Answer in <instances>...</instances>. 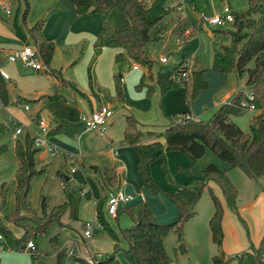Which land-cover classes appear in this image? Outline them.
I'll return each instance as SVG.
<instances>
[{
	"label": "trees",
	"instance_id": "1",
	"mask_svg": "<svg viewBox=\"0 0 264 264\" xmlns=\"http://www.w3.org/2000/svg\"><path fill=\"white\" fill-rule=\"evenodd\" d=\"M75 12L79 16L91 12L98 13L101 17L99 33L94 41V46L113 47L121 51L116 53L115 61H123L128 58L133 64L146 67L149 76L154 65L149 50L148 42H155L163 38L164 32L170 25V33L180 38H185L192 33V25L186 16L177 17L165 21V17L175 7H169L166 0H69ZM189 3V0H186ZM117 9L124 14V22L118 28L110 26L107 16L111 10ZM29 11V3L25 2L23 17ZM234 20L232 29L226 32L230 36V43L221 45V52H216L213 57L212 67L222 73L235 71L238 76L245 75V86L254 96L252 102L257 111L250 122L249 132L243 131L233 120L232 116L244 110L240 102L247 98L243 90L233 92L228 99L220 104L208 119L184 118L188 113L183 112L180 120L171 118L165 129L154 139L144 140V132L140 127L136 117L127 112L125 114V127L123 130V140L130 146L136 154V170L140 176L144 189L154 196H162L175 206V216L168 221H158L147 202L144 199H137L126 205H120L114 218L117 220L121 213H126L130 218V224L120 229V235L111 228L105 219L103 204L105 199H97L95 203V215L97 221L107 230L112 242L113 250L108 256L96 259L91 264H172V259L164 248V239L171 230L177 235L178 247L184 251L183 226L195 214V207L199 201L203 190L208 189L212 202L213 213L208 224L212 241L215 244L218 255L213 256L215 263L235 261V264H261L264 260V235L257 246L251 245L248 250H244L236 255H226L222 249L223 229V205L219 197L208 186V181L213 180L221 189L229 207L237 213V189L230 180L227 171L231 168H239L246 176L259 182L264 177V0H247V7L243 11L233 12ZM42 20L32 26L29 31L35 43V50L38 52L42 63L50 64L54 53V43L45 39H40L37 32L41 29ZM216 29L213 32L219 33ZM191 30V31H190ZM183 59L176 66L167 69H159L155 76V81L160 93L175 88L177 83L171 79V75L180 71H187L188 80L183 84L188 102L198 96L199 92L206 88L207 82L204 78L205 69L197 60L188 61ZM253 61V66L249 63ZM184 64H187L185 67ZM46 68L43 67V71ZM41 71V70H38ZM61 79L59 71L53 72ZM115 92L120 99H124L121 87V77L114 75ZM73 88L78 89L73 85ZM49 99L60 98V95L48 96ZM25 101H19V103ZM41 119L40 114L33 118L34 123ZM62 124L51 128L48 135L60 132ZM7 126L0 123V133ZM153 134V131L146 132ZM164 139V143L160 141ZM0 150H3L1 148ZM169 150H179L189 158L186 167L178 168L186 174H192L194 164L204 156L207 150L212 151L216 157L225 162L226 168L221 169L216 163H207L202 170V177L199 181L190 180L179 185L176 190H162L158 188L151 177L150 165L160 158L162 165L167 171L165 163V152ZM37 148L33 147L32 136L29 133L23 139L16 140L14 144V154L18 161L15 173V207L12 215L7 220L13 222L15 226L22 230L20 237H15L14 233L2 227L3 235L10 248L18 249L23 243L29 240L30 235L43 232L53 218L59 217L65 211H69L70 217L74 220L78 216V202L74 192L67 190L66 200L51 208L49 215L42 222L35 226L25 224L29 219V214L33 212L28 202V194L33 176L43 173L46 165L38 166L36 154ZM101 175L102 187L113 189L120 184V178L114 167H106L102 172L93 167ZM67 189V188H66ZM264 190V186H262ZM5 186H1L3 196ZM87 198L91 195L89 191L85 193ZM4 197V196H3ZM41 211L47 212L46 197L40 201ZM28 216H27V215ZM35 224V223H34ZM2 235V236H3ZM127 246H120V237ZM251 250V252H250ZM65 251L58 250L55 264H64ZM123 257L124 259H121ZM82 264H90L78 258ZM124 260V262H123Z\"/></svg>",
	"mask_w": 264,
	"mask_h": 264
},
{
	"label": "rangeland",
	"instance_id": "2",
	"mask_svg": "<svg viewBox=\"0 0 264 264\" xmlns=\"http://www.w3.org/2000/svg\"><path fill=\"white\" fill-rule=\"evenodd\" d=\"M166 2L168 6L175 7V10H171L167 14L165 21H169L170 18L176 19L177 17L186 16L192 25V33H189V35L185 38H180L170 33V24L164 32L162 39L155 42H148L147 48L152 60L154 61L152 69L153 67H156L158 70L172 68L183 59L188 61H199L201 66L205 69L204 78L207 82V86L199 92L192 105H188V109L194 117H198L199 119L202 118L204 120L208 119L229 93H233L237 90H243L245 93H248V90L245 86V75L240 77L233 70L227 73H222L214 70L212 67L214 54L216 52H221V45L230 43V36L226 31L228 29H232V24L227 23L225 26L218 28L220 32L215 34L213 32V30L216 29L214 26L205 25L199 22L200 15L212 17L216 14H221L223 12V8L227 5L233 12L243 11L247 7V0H193L195 11L192 7H190V4L187 1L183 2L180 9L178 8L180 4L178 0H166ZM117 12L118 11L113 13L119 15ZM111 18L112 17H110V20ZM116 19L118 22V18ZM117 22H112V26H118L116 25ZM83 53L82 57L85 59V55H83ZM82 57L80 58V61L72 64L70 67H65L64 76L73 81L78 90L83 91L86 94H89L92 90H95L97 93H100V91L104 92L105 98L108 97V101L111 102V105L118 108L121 101L113 89L114 83H92L94 82V79L96 80L97 75L94 72L92 74V64L87 63V59L82 60ZM162 57H166L167 61L161 62L160 58ZM188 61L187 63L190 64ZM132 66L133 63L131 61L129 64L127 60H124L116 62L113 68V74L117 75L118 72H121L124 75V81L128 89L127 94L123 87L125 98L129 96L130 98L135 99L137 96L145 95L147 93L149 96L152 95L156 88V84L149 78L148 69L146 67L139 66V70L133 71L131 70ZM249 66H253V61L249 63ZM43 67L45 68L44 64ZM158 70L154 73H157ZM113 74L111 77L114 81ZM2 80L3 79L0 78V81ZM2 82L0 83V123H4L7 126V129L0 133V149L3 148V150H0V234L3 235L2 227L5 226L14 233L15 237L18 238L21 234L17 235L15 233L17 232L16 229L14 232L13 226H15V224L7 220V217L12 215L15 207L14 179L18 161L14 154V144L16 140L21 141L26 135V132H29L32 136L33 131L35 130L33 123L34 115L41 108L43 110L42 115L46 117L47 110H49L46 105L49 104V101L28 102L26 105L29 106L30 110L28 112H24L20 108L19 104H11V100L15 94L14 86L9 87L8 83ZM121 84L123 85V83ZM52 85V88L48 90V94H59L63 97L62 101H60L58 105L53 106V110L60 112L61 104H66L67 106L75 108H83V102L80 101L82 96L72 90L70 86H60L58 83H52ZM170 92L172 93L171 95L173 96V99H175V103L178 102V95L181 92L183 95L185 93L182 84H177V86L171 89ZM27 97L32 99V96ZM167 104L172 106V110H174V112H170L168 114L170 116L175 115L173 118L176 119V117L181 114V110H179L173 102ZM24 105L25 103L22 104V107ZM9 107H16L17 109L12 110L9 109ZM117 108H115V110ZM117 113V119L111 127V134L113 135L115 141H118L120 145L124 146L125 142L122 137V130L125 126V112L123 108H119ZM253 115V111L243 110L238 114H234L232 116V120L235 121L243 131L249 132L250 122ZM18 127L22 128V134L15 135V130ZM79 127L81 128V126ZM138 128L145 133L143 139H154L159 131L158 129L148 130L142 127ZM67 129L68 128L66 127L65 132ZM148 131H153L154 133L147 134L146 132ZM109 132L110 131L107 132V135H109ZM105 133L106 131L103 134ZM75 134L76 135H73L72 137L75 141L74 145L70 144L66 147L62 146L56 138H54L53 141L50 139L56 146L57 153L54 155L55 157L49 159L47 162H43L42 164L40 162H42L43 159H40L37 163L39 167L46 164V170L43 173L33 176L31 179V186L27 199L30 208L34 211L29 214V219L22 224L35 226L36 223L42 222L46 219V216L49 215L53 206L61 204L66 200L67 190L74 192L75 199L78 202V215L82 218L74 220L70 217L69 211H65L59 215V217L53 218V220L47 225L45 231L36 234L32 233L29 240L32 239L35 243V254L28 256L22 250L25 244L23 243L22 246L19 247V249L21 248L19 252H21V257L24 262L23 264H54L56 261L55 252L58 250H64L66 252L65 255L69 250H73L74 252V256L69 257L68 259L66 256L63 258L64 264H82L76 258H82L88 253L100 252L105 257L112 253L113 242L107 230L99 221H97V219L94 218L95 203L99 198L105 199L106 195L107 198H109L110 195L115 194L118 191V188L114 191L100 192L95 183L100 175L94 173L91 169V166H97L99 167L100 172L104 170L107 162L106 155L108 139L106 136H103V134L99 135L98 132H87L85 130L82 133ZM170 152L173 153V157L170 159V166H167L168 172H165L161 161L156 160L153 161L150 170L153 181L158 188L162 190H171L174 186L172 180H174V178H181L185 176L177 167L183 166L184 163H189L188 156L182 151L172 150ZM174 155H179L181 159L174 157ZM71 159H74L75 163L71 164ZM209 162H214L220 166H226L225 162L216 157L212 151L207 150L204 156L197 161V163L202 164L201 173L204 166ZM72 167L75 169L73 172L71 171ZM236 172L244 177L239 168H231L229 171L230 174ZM201 173L200 176L202 175ZM193 179L197 181L200 180V178L197 179L194 175ZM123 180H125V184L122 190L126 195L130 196L132 199H137L142 196V190L144 187L136 170L135 163L134 171L127 170V174L123 177ZM235 182L238 186H240L241 198H243L242 187L239 185L237 180ZM260 182V184L264 186V177L260 179ZM250 183L253 187H255V189H257V182L250 180ZM2 185L5 186L3 194L4 197L1 195ZM87 191H91V198H87L83 194V192ZM151 195L153 198H158L157 201L161 204L166 203L162 196L157 197L153 194ZM43 196L46 197L48 209L46 213L41 211L40 201ZM142 198L144 199V197ZM206 201L209 203L210 207L213 205L209 192L207 189H204L199 199V203L197 204V207H195V211H197V213L193 218V222H196L197 224L199 223L201 233H194L193 230L189 228V225L191 224H184V251H181L178 247L179 244L177 241V235L174 230H171L165 237L164 248L166 253L172 259V264H224L215 263L213 260V256L218 255L219 251L212 241L208 224L210 217L207 218V216H204V203ZM243 204L244 202L241 203V205ZM106 205L107 199L103 204L105 219L107 220L109 226L119 234L120 229L127 226L124 224V217L127 221H129L130 218L126 213H123V218L121 217L116 220L112 215L108 214ZM236 206L237 213L232 209L231 213L239 221L243 234L245 235L244 238L247 246L242 250L244 251L248 250L251 245L257 246L261 236L260 231H258L259 226L264 227V211L257 207L251 213H249L248 210H242L239 212L238 199ZM157 220L164 221L159 219ZM86 222H94V226L91 231V238L83 237V231L85 229L84 224ZM202 228L204 229V232H202ZM230 236L231 235H229V237ZM119 241L122 248L127 246L122 237H120ZM0 245L10 249L4 235L2 236ZM242 251H237L236 253H231L230 255H236ZM120 258L124 259L123 257ZM226 264H235V261L232 260L226 262ZM261 264H264V260L261 261Z\"/></svg>",
	"mask_w": 264,
	"mask_h": 264
},
{
	"label": "crops",
	"instance_id": "3",
	"mask_svg": "<svg viewBox=\"0 0 264 264\" xmlns=\"http://www.w3.org/2000/svg\"><path fill=\"white\" fill-rule=\"evenodd\" d=\"M25 2L29 3V11L27 12L26 16L23 17ZM4 3L8 5L7 11L4 9ZM189 4L190 7H192V9H194L195 11V5L193 4V0H189ZM116 11L118 10L117 9L111 10L109 13L110 15L108 14L107 16V20L110 26L114 29L121 26V24L124 22V14L118 11L117 13H119V15H116V13H113ZM110 17H112L111 20ZM115 17L118 18V22ZM40 20H42V26L41 29L37 32V36L40 39H45L47 41H52L54 43V53L50 61V64L45 66L46 68L45 71L43 70L38 71L26 67L19 61L16 62L8 61L7 60L8 52L15 50L24 45H29L33 48L35 47V43L33 38L31 37L29 29ZM101 21L102 20L100 15L95 12H91L83 16L77 15L73 4L69 0H0V78L3 79L2 80L3 82L0 81V83L1 82L8 83L9 87L14 86L15 94L13 99L11 100V104L14 105L19 104L20 108L24 112H28L30 108L28 110H25L24 107H22V103L21 102L19 103V101H25L24 103L27 104L28 102L31 101L45 102L46 100H48L49 104L46 105V107H48L50 111L47 110L46 117L42 115L43 110L41 108L35 113V115L40 114V117L46 120L51 128L58 126L60 123L62 124L60 132L51 135L50 139L53 141V139L56 138V140L60 142L62 146L65 147L70 144L74 145L75 141L72 139L73 135H76L75 133L78 134L84 131L81 122L78 121V117L81 113H89L92 110H95L103 105H106L113 110V115L109 121V125L107 128V130L110 131L109 132L110 136L107 135L108 132L107 130L106 133L103 134V136H106L108 139L107 155H106L107 162L105 168L114 167L116 169L121 181L120 184L114 187L113 189L107 190L103 188L100 173L97 170L93 169V167H96L97 169H99V167L91 166L93 172L100 175L97 181L95 182L97 185V189L100 192H106V191L108 192V191H114L117 188L118 190H122L125 184V180H123V177L127 174V170L134 171V163L136 166V154L134 153L132 148L127 144H125L124 146L120 145L118 141L114 140L113 135L111 134L112 133L111 127L113 126L115 120L117 119V115H118L117 111L119 110V108H123L125 114L127 112L132 113L136 117L140 127L148 130L158 129L159 130L158 133L163 131L166 125L169 123V120L173 118V116H175V115L170 116L168 114L170 112H174V110H172V106L168 105L167 103L173 102L178 107V109L181 110L180 113L187 112L189 115H191L192 118L194 119H199V118L194 117L191 114V111L188 109V105H192L194 100L190 104L187 100L185 93L183 95L181 92L178 95L177 103H175V99H173V96L171 95L172 94L170 92L171 90L167 91L164 94L160 93L159 87L155 81L156 73L154 72L158 70L156 67H153V69H151V75L149 76V78L153 80L156 84V88L153 94L149 96L147 93L145 95L137 96L135 99H132L129 96L125 98V94H124L123 100L119 98L121 104L118 108L116 106L111 105V102L108 101V97L105 98L104 92L102 91H100V93H97L95 90H92L91 92H89V94H86L83 91L75 90L73 88V85L75 86L74 82L71 81L70 79H67L64 76L65 67L68 68L77 61H80L83 51H84L83 55H85V59L82 57V60L87 59L86 60L87 63L92 64L91 65L92 74L94 72L97 75L96 80L94 79V82L92 83H114L111 76L114 72L113 68L116 63L115 55L121 50L113 47L96 48L94 46V41L100 30ZM112 22L115 23L117 22L116 25L118 26L116 27L112 26L111 24ZM125 60H127L130 64V60L128 58H126ZM133 66H135V64H133ZM133 66L131 70L133 71L139 70V65L137 66L136 69H134ZM56 71H59L61 78L65 80L64 83L61 82V79L59 77L53 74V72ZM6 73L8 74V76ZM114 75L115 74H113V77ZM118 75L121 77V83H123V85L121 84L122 90L124 87L125 92L128 94L127 85L124 81V75L121 72H118ZM52 83H58L60 86L68 85L72 90L80 94V96H82L80 101L83 102V108L82 109L75 108V107L67 106L66 104H61L60 112L53 110V106L58 105L60 101H62L63 97L60 95V98H56L52 100L49 99L48 96H51V94H48V90L52 88L53 86ZM113 89L115 90L114 85H113ZM231 94L232 92L229 93L228 96L224 100H222L223 102H221L220 104L224 103ZM27 96H32V99H29ZM185 101L187 102V104ZM115 108L117 109L115 110ZM9 109L14 110L17 108L9 107ZM259 112L260 111L257 110L253 111L254 115H256ZM262 113L264 116V110H262ZM125 114H124V119H125ZM79 126H81L82 130ZM66 127L68 129L65 132ZM34 128L35 129L37 128V123H34ZM123 130H122V137H123ZM20 134H22V132ZM144 140L149 141L150 139L146 138ZM160 141L164 143V139L160 138ZM170 151L172 150L165 152L166 167L170 166V159L171 157H173V153H171ZM53 157L55 156H50L46 150H42L41 152H37L36 154L37 161L43 159L42 162H40L42 164L43 162L45 163ZM174 157L181 159L179 155H174ZM155 160L161 161L160 158H157ZM152 163L150 165V170L152 167ZM187 165L188 164L184 163L183 166H178L177 168L186 167ZM218 166L221 169L226 168V166H220V165ZM201 169H202V164L196 162L192 168V174L188 175L182 171V173L185 176L181 178H174V180H172L174 186L171 188V190H176L179 185L185 184L188 181L193 180V175L196 176L197 179L201 178L200 176ZM230 170L231 169H229L227 173L230 180L237 189V199L239 203L238 211L241 212L242 210H248V212L251 213L257 207H259L260 210L264 211V190L262 189L263 185L260 184L261 183L260 180L258 182L254 179H251L248 176H246L243 172L242 174L244 177H242V175H240L237 172L230 174L229 173ZM236 180L237 182H239V185H241L242 187L243 198H241L240 186L236 184L235 182ZM250 180L257 182V189H255V187L251 185ZM208 186H210L212 191L219 197L223 205V210H224L222 217L223 251L225 252L226 255H230L231 253H236L237 251H242L243 249L246 248L247 243L245 241L244 238L245 235L243 234L239 221L231 213L232 212L231 208L228 207L229 205L227 204L225 198L223 197L221 189L218 186V184L213 180H209ZM142 192L143 194L140 198L143 199L142 197H144V200L148 203L156 219L167 221L175 216L176 213L175 206L171 202L163 198L166 203L161 204L159 201H157L158 198L157 199L155 197L153 198V196L150 193H148L146 190H144V188ZM89 193L91 195V191H89ZM137 199H132L130 202L135 201ZM242 202H244L243 205H241ZM198 203L199 201L197 202V204ZM213 209H214L213 205H211L210 207L209 203L206 201L204 203V216H207V218L211 217L213 213ZM196 213L197 211L195 212L194 216L186 222V224H191L189 225V228H191L194 233L200 234L201 228L199 226V223L197 224L196 222H193L194 220L193 218L195 217ZM122 215L123 213H121L118 216V219H120ZM81 218L82 217L79 216L77 220ZM125 219L126 218L124 217V224L128 226L130 224V220L127 221ZM13 228H14V232L15 229L17 230V232H15L17 235L22 233V230L19 227L13 226ZM258 231H260L261 234L259 239L260 241L262 236L264 235V227L259 226ZM202 232H204L203 228H202ZM229 235L231 236L229 237ZM1 240L2 238H0V241ZM19 250H21V248L8 249L5 246L0 245V264H23L24 262L21 257V252H19ZM22 250L28 256L30 255L28 251L25 250V248H22ZM56 254L57 251L55 252V257ZM124 263L129 264L127 262Z\"/></svg>",
	"mask_w": 264,
	"mask_h": 264
},
{
	"label": "built area",
	"instance_id": "4",
	"mask_svg": "<svg viewBox=\"0 0 264 264\" xmlns=\"http://www.w3.org/2000/svg\"><path fill=\"white\" fill-rule=\"evenodd\" d=\"M186 0H178L179 9L182 7L183 2ZM149 2V0L147 1ZM171 7V6H169ZM4 9L8 10V5L4 3ZM234 20V14L231 8L227 5L223 8V12L221 14H216L212 17H207L205 15H200V21L202 24L214 26V27H223L227 23H232ZM7 60L10 62H21L24 66L32 68L34 70H42L43 69V63L42 60L38 54V52L35 50V48L24 45L21 46L15 50H12L8 52L7 54ZM161 62H166L167 58L162 57L160 58ZM186 67L187 64H184ZM134 69L137 68V66H133ZM171 79L176 82L177 84H184L188 80V73L187 71H180L177 73H174L171 75ZM247 98L243 99L240 102V106L244 108V110H250L255 111L256 107L253 104L252 100L254 98L253 94L248 91L246 93ZM25 110L29 109L28 105L23 106ZM113 115V110L106 106H100L99 108L92 110L89 113H81L79 116V121L81 122L83 128L87 132H98L99 134H103L109 125V121ZM183 116L180 114L176 117V120H180ZM184 118H192L191 115L187 114ZM50 130V125L48 122L44 119H39L37 123V128L33 131L32 134V144L34 148L38 149V152H41L42 150H46L50 156H54L57 153L56 146L52 143L50 140V136L48 135V131ZM22 132V128L18 127L15 130V135H19ZM70 163H75L74 159L70 160ZM75 169L74 167L71 168V171L73 172ZM86 192H83L85 195ZM132 198L128 195H126L122 190H118L115 194H112L107 199V212L109 215L114 216L117 212V209L120 205L126 204L130 202ZM96 218V215L94 217ZM94 226V222H86L84 224V231H83V237L90 238L91 237V231ZM0 238H2V235L0 234ZM25 250L28 251L30 255L35 254L36 246L33 240H28L24 246ZM74 256L73 250H69L66 254V258ZM102 254L100 252L96 253H88L85 254L82 258L87 263H93L96 259L102 258ZM78 259V258H76Z\"/></svg>",
	"mask_w": 264,
	"mask_h": 264
}]
</instances>
